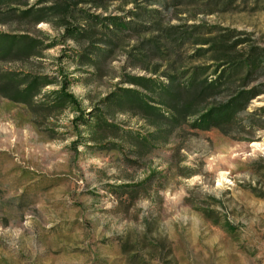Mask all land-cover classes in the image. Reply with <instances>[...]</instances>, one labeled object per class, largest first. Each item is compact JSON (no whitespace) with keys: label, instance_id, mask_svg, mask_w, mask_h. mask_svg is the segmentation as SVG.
Segmentation results:
<instances>
[{"label":"rangeland","instance_id":"obj_1","mask_svg":"<svg viewBox=\"0 0 264 264\" xmlns=\"http://www.w3.org/2000/svg\"><path fill=\"white\" fill-rule=\"evenodd\" d=\"M57 2L71 6L75 22L85 12L147 27L155 16L160 24L123 40L94 74L65 58L75 43L42 22L36 28L53 37L46 43H57L44 51V64L0 61L1 69L52 74L60 64L68 78L88 76L69 87L87 108L123 75H148L155 66L158 75L177 74L204 63L189 57L205 46L194 38L230 33L239 50L258 57L246 87L257 95L240 116L264 126V0H28ZM192 30L200 33L187 37ZM144 43L152 49H139ZM156 49L163 56L152 55ZM137 51L148 62L132 65ZM112 121L154 130L130 113ZM234 134L243 139L185 123L135 157L89 148L73 134L50 139L27 108L0 95V264H264V127Z\"/></svg>","mask_w":264,"mask_h":264},{"label":"trees","instance_id":"obj_2","mask_svg":"<svg viewBox=\"0 0 264 264\" xmlns=\"http://www.w3.org/2000/svg\"><path fill=\"white\" fill-rule=\"evenodd\" d=\"M71 11L68 3L33 7L28 0H0V24L15 28L0 30V61L33 60L44 64L41 60L44 51L57 44L46 43L49 38L53 41V37L36 28L46 22L60 30L64 40L75 43V48L64 57L75 63L78 70L84 71V66L94 67L93 73L96 74L102 71L123 40L160 24V18L155 16H150L152 26L147 27L125 17H103L85 12L80 16L81 22H75ZM193 33L200 32L192 30L187 37H192ZM232 37L230 33L215 37L197 36L194 41L205 46L195 49L189 57L202 59L204 63L177 74L158 75L155 66L148 75H123V80L115 83L108 94L87 108L69 91V87L87 81L88 76L68 78L63 75L60 64H55L52 74L0 68V95L27 108L35 126L50 139L73 134L79 143L89 148L115 149L135 157L149 152L155 147L156 140L166 139L185 123L193 129H216L233 139L242 140L234 133H251L264 127L258 118L240 116L257 95L246 87L252 81L249 76L258 69V57L253 50H239ZM184 41L185 37L181 36L180 45ZM146 42L154 45L150 40ZM145 43L139 49H152ZM155 51L152 55L163 56L159 50ZM167 51L174 54L172 48ZM136 54L138 57L130 58L132 65L144 64L150 58L145 52L137 51ZM125 83L130 86H124ZM259 110L264 111V108ZM118 112L137 116L154 130L142 134L117 124L112 117ZM67 114L72 117L63 120V115ZM203 211L210 214L212 210Z\"/></svg>","mask_w":264,"mask_h":264}]
</instances>
